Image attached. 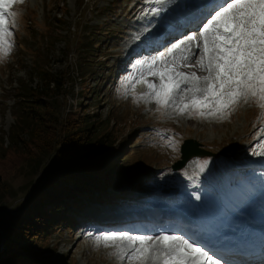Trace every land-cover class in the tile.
Listing matches in <instances>:
<instances>
[{"label": "rangeland", "instance_id": "rangeland-1", "mask_svg": "<svg viewBox=\"0 0 264 264\" xmlns=\"http://www.w3.org/2000/svg\"><path fill=\"white\" fill-rule=\"evenodd\" d=\"M193 1L156 4L154 0H22L10 8L17 14L11 29L14 47L0 62V215L21 211L37 184L57 166L54 159L45 158L33 168L37 159L29 157L27 149L34 151L35 145L28 141L25 149L26 137L19 138V134L12 140L13 132L18 130L13 114L17 112L18 91L35 87L39 81L36 73L52 72L64 80L63 90L52 95L60 102L56 114L61 119L74 111L97 116L111 131L107 155L112 161L126 157V166L122 167L125 172L113 182L105 181L108 176L103 171L95 179L99 181L97 185L105 182V186L92 187L75 204H68L72 197L63 204L66 209L55 222L60 226L55 228L53 224V233L37 249H49L42 255L48 263L121 264L110 256L113 248L96 247L94 238L104 235V230L124 229L122 232L130 235L140 234L167 221H125L121 227L107 221L134 214H138L134 218L164 214L173 208L179 212L181 205L190 211V205L199 207L203 203L222 211L227 200L240 205L246 194L239 192L242 183L234 182L232 173L241 166H264V156L254 154V146L264 141V123L255 104L241 102L230 116L207 118L181 116L171 108L158 111L155 102L141 101L137 106L133 97L144 96L140 90L146 88L145 81L159 84L158 78L151 76L142 84L141 80L133 81L134 88L127 96L121 95L125 78L137 71L139 63L163 51L160 47L142 53L153 42L152 34L161 30L167 45L171 37L166 20ZM154 9L161 11L157 14ZM204 22L202 18L198 28ZM198 28L186 32L182 40L198 32ZM89 38L91 41L82 45ZM23 41L29 49L23 48ZM195 43L191 42L192 48H196ZM91 47L96 50L94 56H85L84 51ZM198 58L193 56L189 64L192 69L199 67L195 63ZM91 66H95L94 71ZM197 75L203 78L207 73L201 70ZM187 140L197 142L199 149L209 155L194 156L193 165L187 166L191 158L183 168L173 170ZM245 169L238 173L244 175ZM92 211L100 214L94 216ZM98 217L106 222H97ZM128 225L141 228L130 229ZM176 226L170 234L181 232L180 225ZM158 234L149 231V235Z\"/></svg>", "mask_w": 264, "mask_h": 264}, {"label": "snow or ice", "instance_id": "snow-or-ice-1", "mask_svg": "<svg viewBox=\"0 0 264 264\" xmlns=\"http://www.w3.org/2000/svg\"><path fill=\"white\" fill-rule=\"evenodd\" d=\"M20 2L0 0V62L14 47L11 29L17 14L10 8ZM154 11L159 14L161 9ZM204 20L197 30L198 41L196 33L190 34L166 53L141 61L137 71L125 78L121 95L127 96L134 88L133 81L151 76L159 84L145 81L148 91L133 97L137 106L141 101L155 102L158 111L171 108L181 116L207 118L230 116L241 102L252 103L260 109L259 119L264 123V0H225ZM193 41L199 49L195 63L207 73L203 78L195 71L181 70L197 55ZM254 154L264 156V141L254 146ZM94 244L113 248L110 256L121 264H221L210 248L180 235L119 232L97 236Z\"/></svg>", "mask_w": 264, "mask_h": 264}, {"label": "trees", "instance_id": "trees-1", "mask_svg": "<svg viewBox=\"0 0 264 264\" xmlns=\"http://www.w3.org/2000/svg\"><path fill=\"white\" fill-rule=\"evenodd\" d=\"M90 41L91 38L82 45ZM21 45L29 49L26 41ZM95 51L91 47L84 51L85 56L93 57ZM91 67L94 71L95 66ZM36 75L39 81L35 87L26 86L18 91L17 112L13 113L18 130L13 132L12 140L19 134V138L26 137L25 149L28 141L35 145L34 151L27 149L28 156L37 159L33 168L45 158L54 159L57 166L37 184L21 211L0 215V264H50L42 256L49 249H37L53 233L50 231L60 226L55 222L66 209L63 204L71 197L68 204H75L92 187L105 186V182L97 185L99 181L95 179L103 171L108 176L106 182H113L119 173L125 172L122 167L126 166V157L112 161L107 155L111 138L108 125L85 111L69 112L61 119L56 114L60 102L52 95L63 90L64 80L52 72Z\"/></svg>", "mask_w": 264, "mask_h": 264}, {"label": "bare ground", "instance_id": "bare-ground-1", "mask_svg": "<svg viewBox=\"0 0 264 264\" xmlns=\"http://www.w3.org/2000/svg\"><path fill=\"white\" fill-rule=\"evenodd\" d=\"M209 5H210V8H204V9L205 10H210L211 7H212V2ZM205 10H203L201 13L198 14V16H200V17L197 18L198 21L201 19V17H203V15L205 13L208 12V11H205ZM193 13L194 12L188 14V12H185L184 14H179L178 16H175L174 18H172L170 20L169 19L166 20V22L168 24L167 27L170 28V37H171V39L168 40V41H170V42H168L169 44L166 45L165 35L160 30L157 33H153L152 34L153 42L149 43L147 48L142 49V51L147 53V52H150V51H154V49L157 50V49H160V47H163L162 48L163 51H161L162 49L159 50L161 52L157 53V55L160 54V53H166L168 48H169L168 46H173L175 44V42H178V41L182 40L184 38L183 35L186 33V31L194 30V29L198 28V26L200 24L199 25L198 24L195 25V23H192V22L188 21V19H190L191 15ZM195 33H196V40L198 41V39H199L198 32H195ZM192 50L197 52V55H199V49L192 48ZM197 55L195 57H197ZM181 70H185L186 73H191V72L195 71L197 74H199V72L201 71L200 67H197V66H195V69H192L190 66L182 67ZM140 88L141 87H139V89ZM140 91H142L143 93H146L147 89L146 88L145 89L142 88ZM191 158H190L191 160L189 161L187 166H191V165H193L195 163L194 155H192ZM91 214L96 216V215H99L100 213L98 211H95V212L92 211ZM81 218H84L83 214L81 215ZM98 218H100V221L97 219L96 220L97 222H101V223L106 222V221H104L105 218H102V217H98ZM145 218H147V217H145ZM158 218H160V217L158 216ZM130 220L132 221V219H130ZM130 220L127 219V221H130ZM108 222L109 223H114L113 221H107V223ZM154 222H156V221H154ZM115 223H117L116 225L118 227H121V226H123V223L125 224V221H123V219H119L118 221L115 220ZM103 227H105V226H103ZM89 229L90 230L91 229L97 230V228H94V227H89V228L87 227V230H89ZM123 230L124 229L107 230V231L104 230L103 234L119 233V232H122ZM111 231H115V232H111ZM140 234H142V233H140ZM143 235H145V234H143ZM255 264H257V263L255 262Z\"/></svg>", "mask_w": 264, "mask_h": 264}, {"label": "water", "instance_id": "water-1", "mask_svg": "<svg viewBox=\"0 0 264 264\" xmlns=\"http://www.w3.org/2000/svg\"><path fill=\"white\" fill-rule=\"evenodd\" d=\"M181 160H177L173 163L172 169L179 170L184 167L186 162L192 157V155L196 156H203L209 155L208 152H204L199 149V144L194 142L193 140H187L181 146Z\"/></svg>", "mask_w": 264, "mask_h": 264}]
</instances>
